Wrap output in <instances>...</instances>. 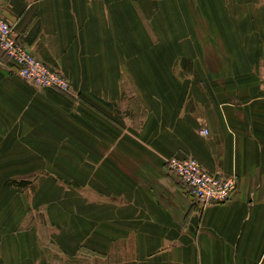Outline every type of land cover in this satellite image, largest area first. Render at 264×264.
Instances as JSON below:
<instances>
[{
	"label": "crops",
	"instance_id": "obj_1",
	"mask_svg": "<svg viewBox=\"0 0 264 264\" xmlns=\"http://www.w3.org/2000/svg\"><path fill=\"white\" fill-rule=\"evenodd\" d=\"M0 14L73 90L37 91L0 48V165H31L45 125L65 152L67 121L85 153L67 163L75 214L0 230V264H264V0H0ZM174 156L236 176V193L195 201ZM25 171L7 179L38 176Z\"/></svg>",
	"mask_w": 264,
	"mask_h": 264
},
{
	"label": "rangeland",
	"instance_id": "obj_2",
	"mask_svg": "<svg viewBox=\"0 0 264 264\" xmlns=\"http://www.w3.org/2000/svg\"><path fill=\"white\" fill-rule=\"evenodd\" d=\"M29 50V49H28ZM33 54V53H32ZM132 63V60L130 61ZM52 69V68H51ZM121 70V68L119 67ZM54 71L60 72L57 69ZM61 73V72H60ZM63 74V73H61ZM64 75V74H63ZM65 76V75H64ZM68 79V78H67ZM69 80V79H68ZM70 81V80H69ZM37 91H43L51 88H42L36 83L29 82ZM134 85V84H133ZM131 84V89L135 91L137 88L136 85ZM53 89L63 92L57 87H52ZM66 93V92H64ZM73 93V90H71ZM70 93V94H71ZM132 93V91H131ZM132 96V95H131ZM70 121H67L66 132H65V141L66 148L65 152H59L60 150L55 148L57 141H62V134L54 131L50 126L49 133H46L45 136L42 135V138H36L35 141L37 144H40L41 141H44V148H34V161L31 165H0V174L7 173L0 180V189L2 194L0 195V230L1 232L5 231H23L26 224H32L31 222L36 220H45L49 219L48 216L52 215V212H59L61 215L64 213L74 215V201L73 191L68 185H71L72 182L69 181L73 177V168L71 164L72 157L75 152L81 153L82 156L85 153L81 152L78 148H73V140L75 135L73 134V128L70 127ZM40 135V134H39ZM78 141H81L79 139ZM35 143V142H34ZM55 145H54V144ZM47 144V145H46ZM87 151V150H85ZM89 154V152H86ZM78 156H81L78 154ZM70 163V164H67ZM28 171H34L38 173V176L35 180L31 178H21L18 180H8L11 175L21 174ZM46 172L47 178H40V172ZM30 174V173H28ZM22 177V176H21ZM20 178V177H19ZM40 179V180H38ZM66 184V185H65ZM26 189H30L25 191ZM32 189V190H31ZM45 190V191H43ZM15 201L18 203V207H15ZM85 201V202H84ZM83 204L89 205V198L83 197ZM64 206V208H62ZM73 206V207H72ZM15 207V210H14ZM59 207V208H58ZM17 212V218L16 213ZM14 220H16L14 222ZM14 224L16 227H13L12 230L9 223ZM26 223V224H25ZM6 227L7 229H4ZM28 227V226H27ZM3 228V229H2ZM21 228V229H20ZM20 229V231H19Z\"/></svg>",
	"mask_w": 264,
	"mask_h": 264
},
{
	"label": "built area",
	"instance_id": "obj_3",
	"mask_svg": "<svg viewBox=\"0 0 264 264\" xmlns=\"http://www.w3.org/2000/svg\"><path fill=\"white\" fill-rule=\"evenodd\" d=\"M0 48L19 68V74L28 82L42 88L57 87L71 93L72 85L66 76L54 71L37 59L15 35L11 25L0 14ZM202 134L207 135L204 130ZM170 173L188 189L192 198L205 205L228 202L236 193V176L222 177L209 172L198 160L174 156L167 161Z\"/></svg>",
	"mask_w": 264,
	"mask_h": 264
}]
</instances>
